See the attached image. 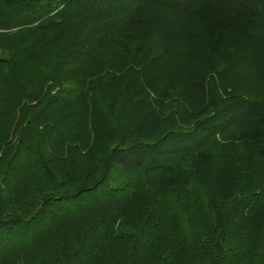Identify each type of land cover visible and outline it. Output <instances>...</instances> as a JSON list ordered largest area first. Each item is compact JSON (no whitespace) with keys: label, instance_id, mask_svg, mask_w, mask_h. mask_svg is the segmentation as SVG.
<instances>
[{"label":"trees","instance_id":"16d2710c","mask_svg":"<svg viewBox=\"0 0 264 264\" xmlns=\"http://www.w3.org/2000/svg\"><path fill=\"white\" fill-rule=\"evenodd\" d=\"M0 264H264V0H0Z\"/></svg>","mask_w":264,"mask_h":264}]
</instances>
